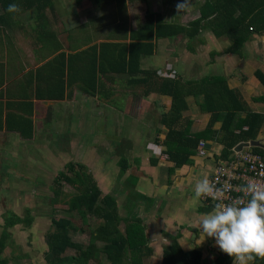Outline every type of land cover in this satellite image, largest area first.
Segmentation results:
<instances>
[{
	"label": "rangeland",
	"instance_id": "1",
	"mask_svg": "<svg viewBox=\"0 0 264 264\" xmlns=\"http://www.w3.org/2000/svg\"><path fill=\"white\" fill-rule=\"evenodd\" d=\"M72 1L65 0V2L56 7V10L59 11L61 9L66 13L70 12V10H73V7L71 8L69 5ZM76 1L78 3L77 7L80 8L81 1ZM95 1L90 0L88 3L84 0L88 5L91 4L92 10L97 9V12L94 13L95 16L98 13L101 14L99 19L93 18L90 24H88L89 22L85 23L88 21L87 17L90 18V15H86L89 13L90 8H86L83 10V12H86L85 16L79 21L83 22V25L88 24L89 29L87 25H82V28L78 27L76 30L80 34L81 43L84 44L93 41L96 37L98 39H124L128 30H135L143 25L146 13L162 15L164 22L169 21L186 25L188 21L198 15V9L203 0H193L190 9L178 13L176 5L179 0H165L166 4L164 0H135L130 3L126 0L120 3H115L112 0H103L99 4L95 3ZM127 13L129 21H127ZM65 15L66 20H68L67 14ZM175 16L177 18L173 19L172 17ZM73 17L75 16H71V18ZM20 24L16 32L18 36H22L24 41L31 33L27 30V24L25 25L22 21ZM67 25L70 24L67 23ZM205 29L208 30L207 28ZM206 32H200L191 40L184 35H178L173 40L156 41V45L158 47L159 45L163 46L168 50L166 51L167 53L174 52V49H176L178 51L176 56L178 57L180 53L183 54L181 59L185 61L186 54L184 55V51L188 50L189 47L198 49L200 44L204 43L205 49L198 50V55L196 56L198 59L195 63H200L199 60H201V63L211 62L214 58L212 54L214 52L223 54L224 47L228 46L229 42L225 38H215L212 35L206 39ZM87 48L75 56L69 55V66L75 60L81 59L84 64L82 72L88 70L89 63L93 60L94 51L92 48ZM160 53V51L155 50L153 55L144 59L142 65L154 70L157 67L156 64L161 60L159 57ZM243 55L244 59H239L234 55L230 56L231 58L234 57L231 62L239 63L240 61H245V59L247 61L252 58L255 64L263 65L264 35L259 37L252 35L243 47ZM15 57L19 60L17 55ZM222 58H225V56ZM58 59H61V57L56 56L47 66L50 67ZM90 59L91 61H89ZM226 62L231 64L228 60ZM86 72L84 74L86 81L91 84ZM70 74L69 68L68 77H70ZM159 74L164 76V73L159 72ZM159 74L157 75L161 77ZM102 76L97 73L96 79L98 80V77ZM109 76H111L113 86L106 88L104 83L103 85L101 84V81H99L97 86L101 98L104 100L110 98L111 100L110 104L108 103L107 105H112L114 109L109 117L102 110V118L97 120L90 118L89 109L94 104L90 96H95V92L90 93L85 87L77 86L72 90L71 95L75 96L77 101L75 108L79 106L80 111H77V119H70L68 115L71 122L65 118L67 129L55 131V129L48 128L46 134L37 136L36 140L38 141L27 144L9 139L6 141L9 145L7 144L5 148H0V236L4 230V218L9 213L14 214L19 220L16 224L5 229V245L0 252V258L5 264H46L43 259L46 251L45 235L51 230V216L54 218H70L73 225L77 228L75 232H69L72 241L78 242L82 246H86L91 242L90 232L100 224V221L88 215L83 221L76 213L66 211L69 198L78 192L71 174L64 169V165L67 162L81 164L83 172L91 176L100 190L101 196L111 194L114 197L117 212L121 218L128 219L131 216H139L144 225L148 243L157 242L155 243L157 248L169 242L167 234L173 235L176 230L180 229L179 225L184 227L189 225V227H186L191 239L187 240L189 244L195 241L194 236L196 235L204 237L199 228V221L206 212L198 213V206L203 205L200 200L197 203L193 202L196 183L194 186L192 185L191 189H183L181 187L182 189H178V191L170 188L171 185L168 183L167 179L170 174L165 171L167 170L168 162L160 143L165 133L164 127L159 124L161 114L158 115L152 109V106L146 107L147 103L138 106L137 100L144 93V86L127 83V77L124 74H109ZM173 76L176 77L175 75ZM104 77L108 79V75H104ZM127 97L130 100L129 102L126 100ZM97 106L100 110L104 107V103L99 101ZM144 107H146V117L143 120L141 118L143 117ZM75 108L74 106L70 107L68 109L70 110L69 114L75 111ZM187 112L182 113L184 118L180 121V127L185 125V119L190 117L193 118V121L195 119L193 115L191 116ZM110 117L114 123L113 132H109L111 130L105 125V123L108 124ZM73 121L75 122V127L72 128L70 133L69 125ZM193 121L191 120L190 130H193L191 126ZM90 122L92 123V128H90ZM52 124L53 121L50 122V125ZM22 125L24 128L25 123L23 122ZM195 125L199 126L197 123ZM24 131L28 133V128H25ZM1 142L2 140L0 139V144ZM214 148L215 146L212 144L207 146L208 151L215 150ZM120 158L126 160L128 168L119 177L117 161ZM150 159H155L159 163L156 168H153L155 174L153 171V177L146 176V186H144V183L143 186L139 185V190L137 191L135 183L137 179L140 180L139 168H143L146 172L144 168L151 165ZM59 172H66L73 185L61 182L58 192L55 194L56 186L53 185L52 180ZM146 173L149 174V171ZM140 176L145 175L140 174ZM198 177L201 176L198 175ZM151 179H153V183L157 182L155 184L156 187L165 186V188H160V191L151 188L149 183ZM193 179H196V176ZM173 188L176 189L175 187ZM133 191L136 192V196H134ZM139 194L145 196V198H139ZM28 219L30 221L27 226L26 222H28ZM123 228L124 222L121 221L119 224L120 231H123ZM153 237H158L159 240L154 241ZM204 238L206 257L201 259L200 264H214L215 257L221 253L220 249L216 246L213 238L206 236ZM92 244L95 248H99L102 245L98 240H93ZM65 254L72 255L74 252L67 250ZM147 259L148 261H144V264H157V257ZM106 263L101 254H97L96 257H92V259L87 261V264ZM123 264H129L127 254L123 259Z\"/></svg>",
	"mask_w": 264,
	"mask_h": 264
},
{
	"label": "trees",
	"instance_id": "2",
	"mask_svg": "<svg viewBox=\"0 0 264 264\" xmlns=\"http://www.w3.org/2000/svg\"><path fill=\"white\" fill-rule=\"evenodd\" d=\"M23 9H31L33 6L26 5ZM50 4L51 0H47ZM115 3L124 0H112ZM133 2L135 0H126ZM103 0H96L99 4ZM10 0H0V6L4 13ZM46 4L34 6L37 12L43 11ZM144 22L140 28L129 30L128 42H101L87 49H93V60L89 63L88 70L82 72L81 85L90 93L96 91L98 81L96 74L106 75L124 74L129 84H141L145 87L144 95L155 93L170 98L169 109L161 114L159 124L165 129L163 140L160 142L163 147V154L167 161L172 163V168H180L192 162L199 141H212L221 146L215 160L228 159L232 154L233 147L239 142L256 140L257 134L264 125V114L250 111L242 101L238 92L229 88L226 79L222 76H207L199 80L182 81L179 78L159 77L156 70H143L139 68L140 59L150 56L154 52L155 43L159 39L174 38L184 35L190 40L202 29L207 28L215 38H225L229 44L223 50L225 55H234L239 59L243 55L244 43L249 41L252 35H264V0H203L198 16L188 21L186 25L174 22H164L160 15L146 13ZM96 48V49H95ZM62 58L64 55L58 54ZM214 55V53L212 54ZM96 63V64H95ZM84 66V64H83ZM87 66V65H86ZM66 81H69V64L65 63ZM63 68V64H62ZM86 75L91 81H86ZM57 74V71H55ZM59 81H51L49 99L59 100L63 98V72H58ZM254 77L263 87L262 95L253 98L255 102H264V75L255 70ZM59 89L58 93L54 91ZM193 97L201 113L208 114L205 126L195 132H190V121L185 120V125L180 127L182 113L187 110L186 97ZM26 122V123H25ZM28 128V137L31 136V123L25 120ZM219 127L214 129V125ZM21 135L22 132H19ZM25 135V136H26ZM250 152L258 153L264 160V150L260 148H248ZM154 165L155 159H150ZM119 177L125 173L128 164L124 158L117 161ZM67 173L71 174L76 183L77 194L71 196L67 202L66 211L76 213L81 220L91 216L98 219V224L90 232V240L86 246L71 240L69 232H75L77 228L70 218L50 217L51 230L45 235L46 251L43 259L46 264H87V261L101 254L106 264H123L125 255H128L129 264H143L142 260L151 254V248L147 245V238L144 232V225L137 216L128 219L118 215L116 201L111 194L101 196L100 190L95 182L83 172V166L78 163L67 162L64 165ZM66 172H59L52 180L56 186L55 194L61 182L73 185L66 175ZM55 189V188H54ZM132 193V192H131ZM134 196L136 192H134ZM132 193V194H133ZM139 198L145 196L139 194ZM204 205V204H203ZM211 206H200L198 212H210ZM18 217L9 213L4 218L3 231L0 236V252L5 245V229L16 224ZM26 225H29L30 219ZM124 222L123 231H120L119 224ZM169 244L162 248L159 264H199L200 252L196 249L183 252L176 239L178 234L167 235ZM93 240L101 242L99 248L92 244ZM72 250L74 254L67 255L65 252ZM221 252V251H220ZM232 258L221 257L220 254L214 259V264H230ZM0 264L5 262L0 258ZM252 264H264V259L257 258Z\"/></svg>",
	"mask_w": 264,
	"mask_h": 264
},
{
	"label": "crops",
	"instance_id": "3",
	"mask_svg": "<svg viewBox=\"0 0 264 264\" xmlns=\"http://www.w3.org/2000/svg\"><path fill=\"white\" fill-rule=\"evenodd\" d=\"M80 1L81 7L78 8L77 1L73 0L69 4L71 8L73 7V10H70V12L68 13H66L64 10L62 11L61 9L59 11L56 10V7L65 2V0H51L50 4H48L47 0H26V5L33 6L31 9H23L22 3L24 2L22 0H10V4L16 3L19 5L21 9L19 13H4L0 6V139L2 140L0 148H5L7 144L9 145V143L6 142L9 139H12L13 141L17 140L22 144H27L30 142L38 141L36 140L37 136L46 134L48 128L55 129V131H63L64 129H67L68 127H66L65 118L68 119V121H70L69 117L70 119H77V111H80L79 106L75 108L77 101L75 99V96L71 95V92L75 87L81 85L80 71L83 67L81 59H79L78 61L75 60L70 64V83L67 84L65 61L69 59V55L75 56L78 53L85 51L88 46H91L93 44L98 45L101 42H128L126 36L124 39H98L96 37V39H93V41L87 44L81 43V38L79 36L80 34H78V32L76 31L77 28H82L83 26L87 25V28L89 29L88 24L91 23L90 21L93 18L99 19V15L101 14L98 13L97 16H95L94 13L97 12V9L92 10L93 7L91 6V4L88 5L90 0H86V2L88 3H85L84 0ZM164 3L166 4L165 0ZM43 4L47 5V7L43 11L37 12L34 9V6ZM86 8H90L89 13L87 14L86 12H83V10ZM65 14H67L68 20H66ZM85 14L90 15V18L87 17L88 21H86L85 23H89H84L85 25H83V22H80L79 20L83 19ZM71 16L75 17L71 18ZM160 17L161 20L164 21L162 15H160ZM172 18L176 19L177 17L175 16ZM21 21L25 23V25L27 24V30L29 33H31L26 37L27 39L25 38V40L28 41H23L22 36H18L16 32L18 26L21 25ZM127 21H129L128 13ZM67 23H69L70 25H67ZM202 31H207L205 33L206 39L209 38L210 35H212L209 30L202 29L200 32ZM128 32L129 30L127 31V34ZM166 40H173V38H164L157 41ZM157 44L159 43L157 42ZM245 44L246 42L244 43V45ZM226 47L227 46H225L224 49ZM202 49H205L204 43L200 44L198 49L189 47L188 50L184 51V55L186 54V60L184 61L181 59L183 54L180 53L178 57L176 56V52H178L176 51V49H174V52L167 53L166 51L168 50L163 46L159 45L158 47V45H156V47L154 48V52L155 50L161 52L159 56L161 60L160 62H158V64H156L157 67H155L154 70L157 69L156 71H159L160 73H172L176 76V78H179L182 81L199 80L202 77L211 75L222 76L226 79L228 87L233 88L238 92L242 101L250 111L264 114V102L253 101V98L258 97L263 93V87L254 77L253 73L255 70H259L264 75V62L263 65H257L252 60V58H249L247 61L245 59V61H240L239 63H232L231 60L234 59V57H230L232 55H225L219 54L220 52H214L213 61L201 63V60H199L201 64H196L195 62L198 59V57L196 58V56L198 55V50ZM58 54L64 55V57L54 61L51 66L48 67L47 65L51 63V60H53ZM16 55L18 56L20 61L16 59ZM223 56H225V58H222ZM146 57H142L140 59L139 68L143 70H150L142 65ZM242 58L244 59V55H242ZM227 60L231 64L227 63ZM61 70L63 72V98L59 100H51L49 99L50 87L53 88V84H51V81H56L57 88H59L58 72ZM55 71H57V74H55ZM109 74L115 75L112 73L106 74L108 75V79L106 78L107 76L98 77V85L99 81H101V84L103 85L104 83L106 88L108 86H113V83H111V76H109ZM58 91L59 89H57V91L55 90L54 92L58 93ZM90 97L92 98V102L94 103L89 109L90 118H95L96 120L98 118H102V110L109 117L110 113H112L114 109L112 105H107L109 102H111L110 98L106 100L102 99L97 87L95 96ZM126 100L128 102L130 101L128 97L126 98ZM99 101L101 103H104V107L100 110L97 106V103ZM185 101L187 104V113L195 117L194 121L192 117H190L189 119H185L189 120L190 124L191 120L193 121L191 125L193 130L189 129V131L195 132L201 130L207 122L208 114H204L199 111L197 105H195V100L193 97H186ZM137 103L138 106L140 104L147 103L146 107L149 108L150 106H152V109L157 112L158 115H160L165 113L169 109L170 98L155 93H149L147 96H145L143 93L137 100ZM73 106L75 108V111L72 110L73 112H70L69 114L70 110L68 109ZM146 107H144L143 109V117L141 118L143 120L146 117ZM182 118H184V116H182ZM25 120H28L31 123V136L29 137L26 135L27 131H24V129L27 127L25 126L23 128L22 125ZM51 121H53L52 125H50ZM108 121V124L105 123V125H107L109 130H111L109 132H113L114 123L112 122L111 117L108 119ZM196 123L199 124V126H196ZM74 127L75 122L73 121L71 125H69V130H71L70 133L72 132V128ZM218 127L219 123H216L214 125V129H217ZM90 128H92L91 122ZM42 130L44 133L42 132ZM20 131L24 135H21L19 133ZM256 140H258L264 147V125H262V127L260 128ZM203 143V149L206 152L205 157L194 155L190 164L173 169H171L172 163L167 161L168 166L167 170L165 171L170 174L167 180L171 185L170 188H172L174 191H178V189L182 188L191 189L192 185L194 186L195 183L197 184L198 181L204 179L206 175L211 171L215 160L214 156L219 154L221 146L212 141H203ZM209 144L215 146V150L208 151L207 146ZM157 164L159 163H157L156 161L154 165H149L151 167L148 166L147 168H144L146 172L149 171V174H147L143 170V168H139L138 172L140 180L137 179L135 183V189L137 191L139 190V185L143 186V183H146V176H152L153 171L155 174V170H153V168H156ZM140 174L145 176H140ZM198 175H200L201 177H198ZM194 176H196V179H193ZM151 182H149L151 188L157 191L165 188V186H161L159 188L156 187L155 184L157 182L153 183V179H151ZM144 186H146V184ZM173 187H175L176 189H174ZM198 207L200 208V206ZM179 227L180 229L178 231L176 230L173 234H178V238L176 239L178 245L183 252L189 251L191 249L198 250L201 254L199 261L200 264L201 259L206 257V249L204 248L205 238L202 235H196L194 236L195 241H192V243L189 244L188 241L191 239L189 236L190 234L188 233V230L186 228L189 227V225H187L186 227H184L183 225H179ZM153 239H155L154 241L159 240L158 237H153ZM155 243H148L147 240V245L151 248L152 251L148 257L143 258L142 263L144 261H148L147 258L150 259L152 257H157V264H159L162 248L167 246L169 242L158 248L156 247ZM202 243H204V245H202ZM230 264H233V260Z\"/></svg>",
	"mask_w": 264,
	"mask_h": 264
},
{
	"label": "clouds",
	"instance_id": "4",
	"mask_svg": "<svg viewBox=\"0 0 264 264\" xmlns=\"http://www.w3.org/2000/svg\"><path fill=\"white\" fill-rule=\"evenodd\" d=\"M193 0H179L176 10L182 12L192 7ZM8 13H19L20 7L11 3ZM242 197L224 202L223 192L207 178L197 182L194 203L201 197L217 201L211 212L199 221L204 237L213 238L221 252L233 259V264H252L264 259V182L254 179L241 186Z\"/></svg>",
	"mask_w": 264,
	"mask_h": 264
},
{
	"label": "built area",
	"instance_id": "5",
	"mask_svg": "<svg viewBox=\"0 0 264 264\" xmlns=\"http://www.w3.org/2000/svg\"><path fill=\"white\" fill-rule=\"evenodd\" d=\"M159 75L163 76L162 74ZM163 77L173 78L174 76L172 73H164ZM203 145V141H199L196 156H206ZM205 178L221 189L224 194V202H231L242 197L241 186L249 180L264 182V160L258 153L250 152L248 148H242L237 152L232 149V154L228 159L214 160L211 171ZM200 201L205 206L212 208L217 202L210 197H201ZM221 256L226 257L228 255L221 252Z\"/></svg>",
	"mask_w": 264,
	"mask_h": 264
},
{
	"label": "water",
	"instance_id": "6",
	"mask_svg": "<svg viewBox=\"0 0 264 264\" xmlns=\"http://www.w3.org/2000/svg\"><path fill=\"white\" fill-rule=\"evenodd\" d=\"M260 148L264 149L263 145L258 140H251L248 142H239L233 147V151H240L242 148Z\"/></svg>",
	"mask_w": 264,
	"mask_h": 264
}]
</instances>
